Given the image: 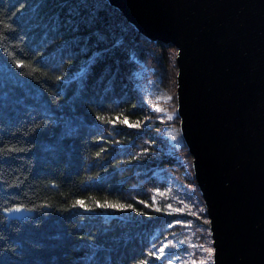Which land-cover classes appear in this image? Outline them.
<instances>
[{"label":"trees","instance_id":"1","mask_svg":"<svg viewBox=\"0 0 264 264\" xmlns=\"http://www.w3.org/2000/svg\"><path fill=\"white\" fill-rule=\"evenodd\" d=\"M170 48L107 0H0V264H205L192 155L135 74Z\"/></svg>","mask_w":264,"mask_h":264},{"label":"water","instance_id":"2","mask_svg":"<svg viewBox=\"0 0 264 264\" xmlns=\"http://www.w3.org/2000/svg\"><path fill=\"white\" fill-rule=\"evenodd\" d=\"M177 48V103L214 264H264V0H107Z\"/></svg>","mask_w":264,"mask_h":264},{"label":"rangeland","instance_id":"3","mask_svg":"<svg viewBox=\"0 0 264 264\" xmlns=\"http://www.w3.org/2000/svg\"><path fill=\"white\" fill-rule=\"evenodd\" d=\"M147 39V38H146ZM152 42V41H151ZM177 48L171 45V48L167 50L166 57L170 58L173 62V68L169 77L162 84L158 79L150 76L151 69L139 62V68L135 71V74L141 78L147 80L145 82L147 97L151 100L153 105V111H155L164 121V137L168 142L176 149L187 147L180 127V119L178 116V103H177ZM149 116H147L148 118ZM191 155V154H190ZM193 160V157H192ZM198 186V185H197ZM207 212V209H206ZM24 212L21 210L12 211L11 216H21ZM209 225L210 219L208 218ZM211 232V230H210ZM211 251H208V250ZM205 264H214V247L213 240L209 244H206V248H203V255Z\"/></svg>","mask_w":264,"mask_h":264},{"label":"snow or ice","instance_id":"4","mask_svg":"<svg viewBox=\"0 0 264 264\" xmlns=\"http://www.w3.org/2000/svg\"><path fill=\"white\" fill-rule=\"evenodd\" d=\"M124 122H125V123H127V121H124ZM160 251H161V252H163V251H164V249H163V248H161V249H160ZM208 251H211V250L209 249Z\"/></svg>","mask_w":264,"mask_h":264}]
</instances>
